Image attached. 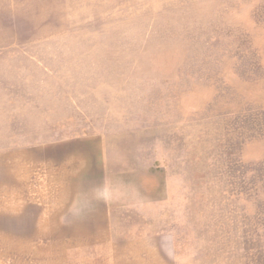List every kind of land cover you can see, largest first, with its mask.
I'll return each mask as SVG.
<instances>
[{"label": "rangeland", "instance_id": "374dc122", "mask_svg": "<svg viewBox=\"0 0 264 264\" xmlns=\"http://www.w3.org/2000/svg\"><path fill=\"white\" fill-rule=\"evenodd\" d=\"M90 135L179 264H264V0H0V208L57 189L15 183L29 148Z\"/></svg>", "mask_w": 264, "mask_h": 264}, {"label": "crops", "instance_id": "0c3cea01", "mask_svg": "<svg viewBox=\"0 0 264 264\" xmlns=\"http://www.w3.org/2000/svg\"><path fill=\"white\" fill-rule=\"evenodd\" d=\"M105 159V143L90 135L15 160L14 176L20 164L45 162L57 189L45 207L0 208V264H179L173 237L142 221L149 195L112 190Z\"/></svg>", "mask_w": 264, "mask_h": 264}]
</instances>
